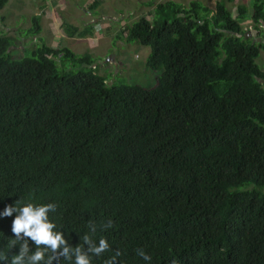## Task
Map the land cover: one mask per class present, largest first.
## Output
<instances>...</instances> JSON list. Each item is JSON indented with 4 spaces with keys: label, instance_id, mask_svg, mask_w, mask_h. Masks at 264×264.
<instances>
[{
    "label": "trees",
    "instance_id": "1",
    "mask_svg": "<svg viewBox=\"0 0 264 264\" xmlns=\"http://www.w3.org/2000/svg\"><path fill=\"white\" fill-rule=\"evenodd\" d=\"M236 1L166 0L125 25L117 39L150 50V88L108 85L89 54L66 47L17 59L16 38L0 33V213L19 199L56 203L50 218L73 247L94 223L112 250L92 264L115 250L121 264H146L139 248L150 264H264V45L248 36L264 39V0L251 30ZM62 25L68 38L93 36V24ZM60 57L78 71L59 70ZM15 215H0V246Z\"/></svg>",
    "mask_w": 264,
    "mask_h": 264
},
{
    "label": "rangeland",
    "instance_id": "2",
    "mask_svg": "<svg viewBox=\"0 0 264 264\" xmlns=\"http://www.w3.org/2000/svg\"><path fill=\"white\" fill-rule=\"evenodd\" d=\"M148 1L98 0L100 5L94 13L87 8L91 5V0H8L4 8L0 10V33L16 38V46L10 51L17 59L29 56L33 49L41 47L43 43L54 49L66 47L77 56L89 54L94 61L93 68H96V73L109 78L108 85L142 83L144 87L150 88L154 85L155 74L145 66L149 48L135 43L127 44L122 40L125 25H131L140 17L151 20L156 3L166 0H154L153 3ZM173 1L188 5L191 0ZM198 1L211 8H214L218 2V0ZM253 3L254 0L228 2L235 18L238 17V5H246L248 12L244 27L247 30H251L253 26L251 21ZM46 5L49 11L41 12V32L36 35L28 34V29L34 25L32 18L38 15V10H42ZM62 23L81 29L93 24V36L84 39H67ZM248 36L254 37L253 42L257 45H264V39L257 37L256 33L249 31ZM117 37L122 38L118 40ZM58 40L60 41L57 46L51 43L52 41L56 44ZM60 62L63 65L57 64L59 70L78 71L62 57ZM256 62L264 72V48L260 51Z\"/></svg>",
    "mask_w": 264,
    "mask_h": 264
},
{
    "label": "clouds",
    "instance_id": "3",
    "mask_svg": "<svg viewBox=\"0 0 264 264\" xmlns=\"http://www.w3.org/2000/svg\"><path fill=\"white\" fill-rule=\"evenodd\" d=\"M38 11L37 16H41V12L45 10L43 8ZM59 41L56 44L52 41L51 43L57 46ZM57 207L56 203L37 204L31 201L20 203V199L14 206L8 205L0 215L8 217L16 213L12 222L14 238H9L6 246H0V264H53L54 261L56 264H61L62 261H67L68 264H92L93 257L102 256L112 250L104 237H100L97 243L94 239L97 226L91 222L88 225L89 233L81 237L80 244L71 246L63 231L58 229L55 221L50 218V213H55ZM112 226V221L109 220L102 225L101 230ZM29 241L34 243L35 251L30 247ZM16 245H19L18 254L9 255L10 250ZM136 252L146 264H150L152 257L144 249L139 248ZM120 256L121 252L115 250L104 264H117V262L121 264Z\"/></svg>",
    "mask_w": 264,
    "mask_h": 264
},
{
    "label": "crops",
    "instance_id": "4",
    "mask_svg": "<svg viewBox=\"0 0 264 264\" xmlns=\"http://www.w3.org/2000/svg\"><path fill=\"white\" fill-rule=\"evenodd\" d=\"M47 2H49V1H47ZM44 10L49 11L48 5L45 6Z\"/></svg>",
    "mask_w": 264,
    "mask_h": 264
}]
</instances>
